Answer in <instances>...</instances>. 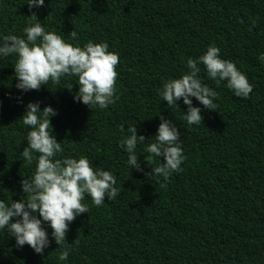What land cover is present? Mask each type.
Masks as SVG:
<instances>
[{
    "label": "trees",
    "instance_id": "1",
    "mask_svg": "<svg viewBox=\"0 0 264 264\" xmlns=\"http://www.w3.org/2000/svg\"><path fill=\"white\" fill-rule=\"evenodd\" d=\"M27 3L0 0V37H23L25 27L40 22L68 43H76L69 35L75 30L81 47L107 42L119 55V99L105 110L74 102L76 77L21 94L15 55L0 59V200L27 199L21 180L32 175L35 162L25 166L19 153L27 147L29 129L20 119L29 102L57 112L51 126L64 151L56 158L86 157L116 176L120 194L99 207L86 195L88 213L69 225L62 245L53 240L43 255L27 245L17 249L7 229L0 230V264H264V63L258 59L264 0H45L31 11ZM210 45L247 76L253 91L247 99L235 97L199 65L202 83L218 94L217 108L193 99L203 119L189 127L182 100L169 108L158 90ZM160 115L178 127L186 157L182 171L166 181L150 177L160 161L147 165L143 145L137 148L143 172L131 171L118 146L121 125L137 127L148 140ZM62 248L70 249L67 261L58 259Z\"/></svg>",
    "mask_w": 264,
    "mask_h": 264
},
{
    "label": "clouds",
    "instance_id": "2",
    "mask_svg": "<svg viewBox=\"0 0 264 264\" xmlns=\"http://www.w3.org/2000/svg\"><path fill=\"white\" fill-rule=\"evenodd\" d=\"M44 5L45 0H28L27 3L30 11ZM31 17H36L35 12ZM23 32V37L13 34L0 37V59L16 57L15 88L21 94L39 90L50 81L59 84L62 78L76 77L79 88L74 102L89 109L105 110L119 99L116 88L119 55L109 51L107 42L88 41L81 47L75 30L69 35L76 43H68L62 36L47 31L40 22L25 27ZM258 59L264 63V53ZM201 64L209 79L217 85L226 82L225 86L235 97L247 99L253 91L247 76L232 61L222 59L218 47L208 46L203 55L187 59L185 74L168 79L158 90L159 97L169 108L178 106V101L182 100L186 106L182 119L189 127L201 125L203 119L202 108L193 106V99L204 109L215 111L217 108L214 102L218 99L217 92L203 84L199 76ZM19 99L22 102V96ZM56 115L51 106L41 110L40 102H29L25 106L20 120L29 131L27 147L19 155L25 166L35 162V170L30 177L21 180V190L27 199L10 203L0 200V230L7 229L17 249L27 245L38 255H43L53 240L57 245L66 241L69 225L81 214L88 213L87 205L82 203L86 195L99 207L106 197L113 201L120 194L116 176L94 168L86 157L56 158L64 151L51 126ZM159 118L156 134L148 140L138 134L137 127L129 125L125 129L121 125L118 146L127 154L126 163L131 171L143 172L137 155L138 145H143V151L149 154L144 156L147 165H152L154 157L160 161L155 167L151 166L150 177L166 181L173 173L182 171L186 157L178 127L163 115ZM149 140L153 142L148 143ZM48 229H51L50 235ZM69 255L70 249L62 248L58 259L67 261Z\"/></svg>",
    "mask_w": 264,
    "mask_h": 264
}]
</instances>
